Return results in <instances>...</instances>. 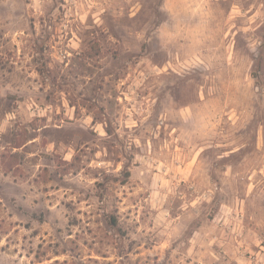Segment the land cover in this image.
<instances>
[{"label": "rangeland", "instance_id": "374dc122", "mask_svg": "<svg viewBox=\"0 0 264 264\" xmlns=\"http://www.w3.org/2000/svg\"><path fill=\"white\" fill-rule=\"evenodd\" d=\"M0 264H264V0H0Z\"/></svg>", "mask_w": 264, "mask_h": 264}]
</instances>
